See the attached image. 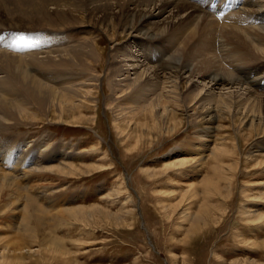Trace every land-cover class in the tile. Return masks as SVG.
Returning <instances> with one entry per match:
<instances>
[{
	"label": "rangeland",
	"instance_id": "rangeland-1",
	"mask_svg": "<svg viewBox=\"0 0 264 264\" xmlns=\"http://www.w3.org/2000/svg\"><path fill=\"white\" fill-rule=\"evenodd\" d=\"M0 1L1 80L7 76L4 54L27 55L30 51L28 56H34L49 49L53 53L71 49L87 53V65L82 67H89L92 79L84 80L91 85H86L82 91H74L75 88L69 91L64 84H51L60 96L74 100L70 102L72 110L69 103H62L60 98L50 100L54 104L48 102L39 106L25 95H19V102L25 103L21 113L10 115L8 129L0 130V157L4 151L9 152L13 160L27 166L26 176L38 169L34 164H27L40 149L46 155L43 157L47 159L45 167L61 166V169L70 165L76 168V173L72 174L52 173L51 179L43 183L49 190L44 192L38 183L36 186L40 189L35 187L30 197L44 210L53 208L55 213L59 209L76 208L80 211L78 216L64 218L62 225L53 219L51 229L60 241L53 239L38 246L30 239L29 251L23 253L17 264H264V130L257 121L256 125L249 126V122L243 123L238 115L224 111L217 113L219 117H205L192 105L193 93L190 94L184 82L173 91L176 100L172 99L173 94L170 100L161 98L158 109H152L151 113L146 110L148 113L125 114L123 109L133 105H128L129 101L122 100L120 92L116 91L122 54L134 56L151 71L163 67L160 74L166 75L170 73V60L159 52L163 48L171 51L169 55L179 53L183 61L187 58V68L211 56L216 58L217 64L227 68L226 62H235L238 57L242 63L237 64L256 69L248 76L244 73L249 80L243 79V82L255 96L264 98V56L248 55L249 58L242 46H238L240 51H237L235 45L223 52L219 42L218 50L205 51L203 43H199L206 39V35L200 34L201 18L197 24L193 21L195 27L199 26L187 33L185 40L182 36H173L177 27L173 22L160 27V32L151 31L155 36H148L159 37L157 42L138 38L139 33H145L127 31L124 25L127 24V28L132 23L123 19L124 10L139 6L134 0L99 3L97 0L95 3L93 0H62V3L68 2V14L57 15L54 5H49L57 0ZM186 1L197 4L216 23L223 22L227 14L254 10L240 0ZM29 3L37 5L44 14L28 9ZM108 3L114 5L107 8ZM169 10L157 21L168 18ZM263 20L256 19L259 24H264ZM190 21L186 20L178 28L186 27ZM149 30L150 27L145 30L146 34ZM40 39L47 46L39 45ZM8 43L11 45L7 46ZM39 55L44 64L36 69L41 71L79 72V64L85 63L79 60L83 57H74L78 60L77 66L70 69L66 66L67 61L73 59L71 53L60 57ZM193 81L199 84L197 79ZM245 85L240 83L242 87ZM158 90L161 93L160 87ZM165 108L166 113L162 114ZM77 118L81 123H75ZM205 142L208 143L203 153L196 155L195 147ZM24 150L28 154L22 162L20 154ZM59 153L66 155L61 158ZM176 160L186 162V166L173 168L172 162ZM31 179L27 176L30 187L38 182ZM206 181L213 188H207ZM43 195L46 197L42 200ZM206 211H209L208 219L196 221ZM7 223L0 216V264H9L2 258L5 239L12 236L11 232L5 234Z\"/></svg>",
	"mask_w": 264,
	"mask_h": 264
},
{
	"label": "bare ground",
	"instance_id": "bare-ground-1",
	"mask_svg": "<svg viewBox=\"0 0 264 264\" xmlns=\"http://www.w3.org/2000/svg\"><path fill=\"white\" fill-rule=\"evenodd\" d=\"M101 1L102 0H97L98 3ZM113 1L115 2L116 0H113ZM240 1L246 6L254 8V10L252 9L251 12L242 11L239 14H234V12L227 14L228 16L226 17V19L222 20L223 22L221 21L219 22L217 20L218 23L221 25L219 26V24L216 23V21L211 16H209L207 13L200 10L196 6L197 4H192L190 2H187L186 0H134V4H139V6L137 5L135 9L134 8L130 9L128 7L127 10H124L123 19L125 21L131 20V23H132V24H129V27L126 28L127 24H125L124 27L127 31H130V32H144L145 33V34L139 33L138 38H148L151 41L154 40L155 42H157L159 37L158 38L154 37L155 35L152 34L151 31L160 32L159 31L160 27L165 28L168 25H172V22H173V23H176L177 25V27L175 26L176 34H174L173 36H175L176 38H179V36H182L183 38L181 39L185 40L186 38H188V37L185 38V35L189 33L191 30H193L195 27L193 21H195L196 22L195 24H197L198 20L201 18L203 19V22H202L203 25L201 27L200 34H202V36L206 35V39H203L199 43L200 44L203 43V45L205 46V51L214 52L218 50L219 48L218 42H219L221 44V49L223 52H228L227 51L228 49H233V45H235V48L237 51H240L238 46H242L245 49L244 53L246 54V56L248 55L254 56V57L259 56L262 58V56H264V24L257 23L256 19L257 18H259L260 20L264 19L263 17L264 16V0H240ZM93 2L95 3V0H93ZM69 4L72 5L73 3H69ZM49 5H54L53 10L55 11L56 15L67 13L66 11L68 9V2L66 1H63L62 3V0H57V2L56 1L50 2ZM61 5L67 8L63 9ZM113 5L114 3H108L107 8ZM28 6H29L28 9L35 11V13L38 11L37 12L38 14L39 13L44 14L42 10L36 8L37 5L35 7L34 4L32 5L31 3H29ZM167 9H170L169 10V13H171V15L169 16L170 18L168 17L164 19L163 21L161 20L157 21V18H160V16L163 13H165ZM221 9H223V7ZM220 11L222 12L223 10H220ZM217 12H219V10ZM103 13L104 15L107 14L105 11ZM182 14H184V16L186 15V17L181 16ZM213 15L215 16V13ZM188 19H190L191 21L189 23L187 22L188 24L186 27L183 26L181 28H178L180 27V24L184 23ZM191 22L193 25L192 24L190 25ZM148 27H150L151 30H149L150 32L146 34L147 31L145 30ZM161 31L163 32V29ZM149 34H152L154 36L152 37L148 36ZM41 39H40L41 42H39L38 44L39 45L46 44L47 46V43H44L45 41ZM44 40H46V38ZM173 41L174 39L171 40V42ZM165 46L167 45L165 44ZM44 47L45 46H43L42 48ZM84 47L87 48L86 46ZM235 48L234 50H232L233 52L235 51ZM162 49L159 50L161 55L169 56V60H170V61L168 60L170 62V65L168 63L170 73L168 72H167L168 74L165 73L167 76L160 74V72L162 71L161 69H163V67L152 68V71H151V68H148L143 64H140L138 59H136L134 56L127 55V54L121 55L123 58L121 57L120 59V62H119L120 70H118L119 72H117L118 75L116 74L117 79L120 78L119 80L116 81L117 82L116 85L118 87L116 91L120 92V95H121L120 98H122V100L125 99L129 101L128 102L129 104L127 103L128 105L130 106L131 104L133 105L131 106V108H126L127 107L126 106L123 109L125 114H127L128 112L132 114L139 113V112L141 113V111H145L146 113L148 112L151 113L152 109L157 108L158 105L161 104L160 103L161 98L169 99L171 98L172 94H173L172 99L176 100L175 96L177 95L174 94L173 91L178 89L177 86H179L181 82H184L185 87H187L188 91H191L190 94L193 93L192 100L194 101L193 102L194 104L192 103V105H194L200 113L205 115V117H208V118L215 117V116L219 117L217 113H221L223 111L228 112V113L230 112L233 115H238L243 123L249 122V126L256 125L255 122L257 121V124L260 125V128L264 130V124H263L264 123V98H261L260 96L259 97L255 96L252 90L245 85V82H243V79L249 80V78H246V75L248 73L251 74V72L256 71V69L237 64L241 62L239 61L238 57H237L238 60H236L237 62L227 61L226 63L228 64V67L226 68V67L221 66L220 64H217L216 58L214 59L212 56L207 57L205 61L198 63L194 67H192L193 65H190L187 68V66H185V64L188 62L187 58L185 61H183L179 53L174 54V55H169L171 51L162 50ZM198 49H201V48H198ZM22 50H25V49H22ZM77 50H80V49H77ZM77 50L72 51L71 49L68 52L63 50V52L56 51L55 53H53V52H50L52 50L49 49L46 51L43 50L41 53L38 52V54L34 56H28V53L30 51L27 53V55H23V54L17 55L16 53H13V55H16V56H13L12 54H9V53H7L6 55L4 54V58L7 61V63L5 64L6 70H7L6 71L7 76L4 79L2 78V80L0 79V130L8 129L7 127L9 126V124L7 123H8L10 115L15 114L16 112L21 113L20 109H22L25 103L23 104L22 101H21L22 103L19 102L20 101L19 95L20 96L25 95L26 96V97L24 96L25 98L34 100L39 106L45 105L48 102L50 103V100H53L55 98L56 99L60 98V101L62 103L63 102L69 103L68 107H71L69 108V110H72L74 108L72 104L70 105L72 98L70 100L69 97L62 95V94H61L62 96H60V94L58 93V90L56 89L57 90L56 91L51 84H57V83H59L60 85L64 84V86L67 87V90L69 91L73 90V88H75L74 91L75 90L82 91L81 89L83 87H87L86 85H91L90 83L85 84L86 80L88 81L92 80L91 75L88 70L89 67L87 68L82 67V66L87 65L86 64L87 63L86 61L87 53H84L82 51H77ZM63 53H65V55L68 53H71L73 55V59H70L69 61H67V59L65 60L67 61V64H69L66 67L70 69L74 67V65L77 66L76 63L78 62V60L75 61L74 57L76 59H78L79 57H83L82 59L81 58L79 59V60L85 61V63L79 64V66L81 67V71L69 72L66 70L67 72H64V73H61V72L53 73V72L41 71L40 69H36L39 65L43 66L44 64L43 60H39L38 58L40 56L39 54L41 55L46 54V56H49L50 54H54L56 55V57H60V55ZM193 55H195V52ZM67 56H70V55H67ZM163 56H162V59L164 58ZM165 58L167 59V57ZM162 59H160V62L162 61ZM183 59L185 58L183 57ZM256 62H258V59L256 60ZM231 63H233V65H231ZM53 65H55V63ZM197 69H198V72H197ZM35 71H39V72H35ZM82 73H83V76H82ZM239 73L240 74L243 73V75L239 76ZM244 73H246V75H244ZM65 74L72 75V76L71 78H68L67 77L68 75L65 76ZM150 76L152 78H150ZM159 77L162 78V79L160 78L161 86H159L160 85ZM194 78L199 81L198 85H195L197 83L193 81ZM199 79H202V80L205 79L207 80V82L200 81ZM94 80L95 79H93V81ZM240 83H242L246 87L240 86ZM247 85L249 84L247 83ZM159 87L161 89V93H158ZM64 89L65 88H63L62 90ZM215 89H219L220 91L216 94L214 92ZM10 97H13V98H10ZM179 97L180 95H178V98ZM57 101L58 100H56V103ZM187 105L189 104L187 103ZM62 107H65V106L63 105ZM165 113H166V108L162 114H165ZM75 121H76L75 123H81V121L78 118ZM207 143L205 142L203 144H200L198 147H195L196 150L194 151L196 155H201L203 153V149L206 148ZM10 145L12 144L10 143ZM43 152L44 151H42L41 149L40 151L38 150L36 153V157L35 158L32 157L33 159L29 158L28 160V164H27L28 166L29 164H34L35 166H38V169H33L29 173L30 175H27L32 178L31 181H34V182L38 181L36 182L37 184L31 187L29 186L27 182V176H26L27 166L23 167L22 165H20L19 162H17L18 160H15V158L13 160L12 157L8 154L9 152L4 151L2 156L0 157V165L2 166L0 167V216L1 218L5 219L8 222L7 223L8 226H6L5 228L6 230L5 234L9 232L12 233V236H9V238L5 239L7 243L3 247L2 258L5 260H8L9 264H17L19 260L22 259L23 253H25L26 251H29L27 247V243L29 242L30 239L34 243H36L38 246H42L41 243L47 242L53 239L55 241H60L54 236L53 230L51 229L53 223L58 222V225H60L64 218L77 217L78 216L77 214H79L80 212V211H77L78 209L75 210L76 208H70L74 210L72 211L70 209L69 210L59 209L58 211H55V213H53V210H52L53 208L52 209L45 208L46 210H44L42 209V207L36 204V200L33 197H30V195L33 194L32 190L33 189L35 190V187H37L36 185L40 184L41 187L44 188V192H45V190L48 187L46 186L43 187L44 186L43 183L51 179L50 176H53L52 173L57 174V175L72 174L73 172L76 173V168L70 165H65L61 169H60L61 166H57V167L51 166V168L45 167L44 165L47 159L43 158L44 156H46L45 152L44 153ZM263 152H264V149H263ZM26 154L28 153H26L25 150L24 152L22 151V153L20 154V159L22 162H25ZM60 155H62L61 158H64V155L66 154L59 153L58 156ZM34 161H37V162L32 163ZM183 166H186V162L184 161L176 160L175 162L174 161L172 162L173 168L179 167L180 169L181 168L183 169ZM206 183H207V188L212 187V185L209 184L208 181H206ZM21 185H26V187H21ZM37 189H40V187L38 186ZM41 193L42 192H40V194ZM45 195L42 196V200L44 197H46ZM201 206H204V204H202ZM208 212L209 211L204 212L202 215L199 216V218L196 221L205 222L208 219L207 218ZM53 219H55L56 221L54 220V222H52ZM49 222L51 223L49 224ZM13 232H15V235L13 234Z\"/></svg>",
	"mask_w": 264,
	"mask_h": 264
},
{
	"label": "snow or ice",
	"instance_id": "snow-or-ice-1",
	"mask_svg": "<svg viewBox=\"0 0 264 264\" xmlns=\"http://www.w3.org/2000/svg\"><path fill=\"white\" fill-rule=\"evenodd\" d=\"M19 39L23 40V39H24V37H19Z\"/></svg>",
	"mask_w": 264,
	"mask_h": 264
}]
</instances>
